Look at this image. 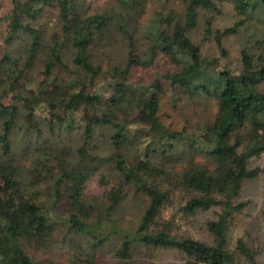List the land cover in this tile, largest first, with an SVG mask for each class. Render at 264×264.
I'll list each match as a JSON object with an SVG mask.
<instances>
[{"label": "trees", "instance_id": "obj_1", "mask_svg": "<svg viewBox=\"0 0 264 264\" xmlns=\"http://www.w3.org/2000/svg\"><path fill=\"white\" fill-rule=\"evenodd\" d=\"M143 1L118 0L115 6L81 17L74 13L77 0H12L5 42L9 45L19 32L29 36L23 67L31 68L39 58L45 59L47 73L54 67H64L63 49L67 47L72 70L79 79L84 76L94 87V92L89 94L87 86L78 80L80 89L63 99L60 107L72 113L80 108H96L102 98L105 99L102 124L111 129L108 144L114 151L106 163L115 184L99 197L85 194L90 178L100 175L101 184L106 178L99 173L104 161L89 148L90 129L76 150L75 161L69 159L68 152L54 149L46 141L26 143L25 155L18 161L11 140L16 111L0 110V173L6 193L5 202L0 203V264H59L49 259L35 261L25 251L26 244L36 247L47 243L56 220L63 221L77 238L94 241L91 262H96L97 247L118 236L120 243L113 250L114 264H151L133 259L138 248L178 251L186 258L185 264H235L237 257L248 264H257V252L242 241L236 243L234 251L228 248L227 222L244 207V204L235 203L243 183L264 175V168H249L251 159L264 154V94L257 90L264 83V0H165L179 2L183 6L182 15L156 13L141 25L139 8ZM225 2L243 19L230 28L216 30L212 29V19L205 21L204 38L213 40L220 59L228 56L223 40L236 35L239 29L248 28V21L256 9L261 11L258 19L261 29L254 28L256 31L249 35L235 67L221 68L219 60L200 56L188 32L197 26L201 11L220 14V6ZM48 6L57 10L60 33H54L50 41L44 42L41 32L31 28L22 18L33 21L42 8ZM140 31L149 42L147 53L142 57L136 52V35ZM113 34L124 41L127 59L122 68L110 69L108 81L99 85L95 81L104 71L101 66L94 65L91 48ZM160 54L177 65L179 72L159 76L151 84L125 82L132 69L153 66ZM7 65H17L8 51L0 59V70ZM116 78L123 80L116 81ZM165 81L190 98L213 100L217 105L214 120L188 133L164 130L157 113ZM107 86L112 88L111 92ZM32 95L36 96L34 92ZM40 100L48 109L56 108L54 96ZM133 104L138 108L135 122L150 134L139 144L140 155L128 162L122 151L134 143L127 133L126 123L119 116ZM178 143L186 146L190 156L181 177L183 185L193 194L182 210L195 215L221 209L217 220L207 223L211 245L152 229L162 208L170 202L169 193L150 181L164 175L152 164V157L167 159ZM30 157L38 159L33 162L34 166L27 167L21 161ZM49 183L45 192L37 190ZM130 192L144 193L147 205L137 228L125 231L113 224L111 215ZM47 196L49 201V198L45 200ZM62 201L67 206L63 218L58 214V204ZM95 262L93 264H98Z\"/></svg>", "mask_w": 264, "mask_h": 264}, {"label": "rangeland", "instance_id": "obj_2", "mask_svg": "<svg viewBox=\"0 0 264 264\" xmlns=\"http://www.w3.org/2000/svg\"><path fill=\"white\" fill-rule=\"evenodd\" d=\"M117 2L118 0H77L74 13L81 17L92 16L115 6ZM220 7V14L201 11L197 26L188 32V36L199 48L202 58L219 60L221 68L235 67L240 60V50L249 39V35L256 31L254 28L261 29L258 21L261 18V11L256 9L252 13L248 28L239 29L236 35L223 40L228 54L223 60L220 59L213 40L204 38L205 21L212 19L213 30L226 29L242 20L243 17L236 15L230 3H222ZM12 9V0H0V59L8 51L13 63L17 64L16 66L7 65L0 70V110L16 111V126L13 129L11 140L17 159L18 161L23 159L22 155L25 153L23 147H26V143L46 141L54 149H63L68 152L69 159L75 161L76 150L81 146L85 132L90 129L92 139L89 142V148L93 154L104 161L99 173H103L106 178L104 184L100 183L98 174L90 178L85 186V194L88 197H99L115 184L114 176L106 163L114 151L109 148L108 144L111 129L102 124L106 111L105 99L102 98L101 104L96 108H80L72 113L65 112L60 104L69 94L80 89L81 85L77 83L78 80L87 86L89 94L94 92V87L89 85L87 78L81 76L79 79L80 76L72 70V64L69 62L70 52L67 47L63 49L64 67H54L47 73L44 66L45 59L39 58L31 68L25 69L23 65L25 53L30 44L29 36L19 32L9 45L5 42ZM139 11H141L140 24L143 25L156 13L182 15L183 6L175 1L144 0L140 4ZM22 21L29 22L31 28L39 30L44 42L50 41L54 33H60L57 10L54 6L43 7L33 21H28L26 17L22 18ZM148 46L149 42L142 32H138L136 35L137 54L144 56ZM91 53L94 65L101 66L104 71L95 81L100 85L108 81L110 69L116 66L122 68L125 65L128 50L122 38L113 34L93 45ZM179 70L177 65L172 64L167 57L160 54L153 66L146 69H132L125 78V82L133 85L151 84L157 77L176 74ZM122 80L116 78V81ZM107 89L112 91V88ZM257 90L264 94V83L258 86ZM33 92L36 94L35 97L32 95ZM48 95L55 97L56 108L48 109L47 104L41 102L40 98ZM159 98L158 122L168 132H191L197 126L202 127L211 123L217 112V105L213 100L190 98L182 90L173 89L168 81L163 82V92ZM137 112L138 108L136 104H133L119 116L120 120L126 123L127 133L134 143L122 151L128 162L134 161L140 155L139 144L147 134H150L144 130L143 126L135 122ZM189 158L186 146L181 143L177 144L167 159L152 157V164L162 170L164 175L150 179V181L170 195L169 204L162 208L152 229L164 230L173 237L192 238L211 245L213 242L207 230V223L216 221L221 214V209L214 208L195 215H188L182 210L193 196L192 192L183 185L181 177L185 171V161ZM37 159V157H30L21 162L31 167ZM196 160L204 162L202 158H196ZM257 167L264 168V154L249 161L250 169ZM49 185L50 183L43 184L37 190L45 192ZM48 198L47 196L45 200ZM5 200L4 182L0 173V203H4ZM235 203L244 204V207L235 212L227 222L228 248L234 251L236 243L240 240L257 252V264H264V175L261 174L256 179L245 181ZM146 205L147 198L144 193L130 192L111 215L113 224L122 230L134 231ZM66 211L67 206L63 201L60 202L58 214L63 218ZM119 243L118 236L108 239L104 245L95 249L96 262H91L89 257L94 250L92 249L94 241L91 239L89 241L85 237L77 238L63 221L56 220L49 241L36 247L26 244L25 251L35 261L49 259L59 264H93V262L114 264L116 260L113 257V250ZM133 254L134 260L147 261L151 264L186 263V258L182 254L170 249L138 248ZM235 264L248 263L237 257Z\"/></svg>", "mask_w": 264, "mask_h": 264}]
</instances>
